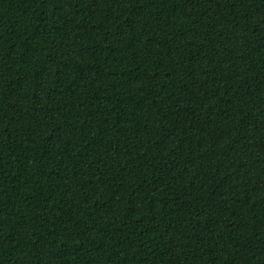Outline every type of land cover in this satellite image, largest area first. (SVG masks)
<instances>
[{
	"label": "trees",
	"instance_id": "1",
	"mask_svg": "<svg viewBox=\"0 0 264 264\" xmlns=\"http://www.w3.org/2000/svg\"><path fill=\"white\" fill-rule=\"evenodd\" d=\"M0 264H264V0H0Z\"/></svg>",
	"mask_w": 264,
	"mask_h": 264
}]
</instances>
